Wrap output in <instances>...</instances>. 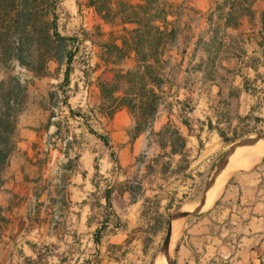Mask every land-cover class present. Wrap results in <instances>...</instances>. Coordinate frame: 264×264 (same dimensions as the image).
<instances>
[{"label":"crops","instance_id":"0c3cea01","mask_svg":"<svg viewBox=\"0 0 264 264\" xmlns=\"http://www.w3.org/2000/svg\"><path fill=\"white\" fill-rule=\"evenodd\" d=\"M155 1L163 4L165 13L168 8L174 12L168 15L169 21L174 24L165 25L161 18L159 25H154L161 30L174 28L178 32L173 43L160 46L159 62L150 60L147 63L155 67L165 66L159 75L164 80L163 92L155 88L163 96V103L151 120L152 131L157 132L174 121L180 135L185 138L184 150L175 151L169 144L156 154L160 161V179L156 177V181L161 182L162 193L167 192L162 203L166 204L168 211L171 207L175 208L174 201L177 202V197H180L184 205L178 212H194L203 199V196L199 197L200 181L217 163L219 148L241 130L238 120L228 118L230 107L225 99L236 97L235 118L241 116L248 119L257 114L256 101L264 97V0L253 2L251 15L242 17L236 27L226 26L223 15L217 11L219 5H226L224 13L229 11L230 5L226 0ZM136 27V24H123L127 37H123L122 44L116 43L123 57L113 64L116 68L113 75L108 70L109 64H101L104 67L97 78L99 83L113 82L115 73L137 70L139 59L133 48L135 35L129 33ZM214 42L223 47L241 46L239 51L230 50L227 58L218 56L216 59L233 75L231 88L236 90V96L229 95L226 87L208 77L204 48ZM8 74L0 60V82ZM37 83L35 80L36 86H28L26 107L18 117L17 145L3 173L0 189V215L13 220L18 227L31 223L37 202H47V199L50 202V198L60 197L58 191L61 189L68 204L78 202L81 206L83 189H87L91 177L86 175L83 164L90 173L89 158L93 153L92 148L86 145L83 148V135L89 136L93 143L101 140L96 134L88 133L83 125V116H69L68 112H72L73 107L66 101V107H61L59 114L49 116L35 101ZM120 86L118 96H123L125 84ZM95 89V105L100 107L103 101L101 91L99 86ZM173 97L179 104L176 108L170 101ZM75 99L80 107L85 105L81 93ZM261 112L264 114V107ZM45 115H48V122ZM100 119L110 132L112 141L108 139L109 146L121 147L122 153L129 155V166L132 165L136 155L149 144L151 131L135 136L131 132L135 127V118L126 107L120 108L112 118L107 119L101 114ZM45 120L48 124L46 129L42 125ZM200 146L203 148L200 149ZM135 170V167H128L127 172L121 175L108 172L106 177L110 176L113 184L120 180L130 183ZM184 184L188 186L183 187ZM224 184L211 205L205 203L199 213L178 220L180 223L174 231L170 264H264V156L254 165L235 171ZM156 194V191H148L146 195L154 199ZM127 195L130 198L129 192L125 193ZM186 207L193 208L187 210ZM53 208V211L57 210L54 205ZM131 210L135 211V208L129 206L128 211ZM71 222L73 228L68 233L59 234L56 230L50 236H39V242L53 243L59 246L56 252L61 257L71 252L81 261L83 218ZM53 225L59 224L56 221ZM150 225L153 226L154 222ZM118 236L111 237L112 242ZM151 237H154L152 230ZM27 238L23 242L28 243ZM130 248L137 253L133 264L150 263V250L146 255L142 240L133 241Z\"/></svg>","mask_w":264,"mask_h":264},{"label":"rangeland","instance_id":"374dc122","mask_svg":"<svg viewBox=\"0 0 264 264\" xmlns=\"http://www.w3.org/2000/svg\"><path fill=\"white\" fill-rule=\"evenodd\" d=\"M122 1L128 4L127 7L121 4ZM29 5L31 14V24L27 28L31 40L28 49L30 56L27 60L29 65H22L17 60L5 62L0 54L1 64L9 72L2 81L14 79L22 88L23 99L19 116L26 107L28 86L31 84L36 86V80L38 83L35 101L49 116L59 114L60 108L66 107L64 103L66 101L69 106L73 107L72 112H68L69 116H83V125L88 133L103 134L104 137L112 141L109 130L100 119L101 114L107 119L112 117L102 113L103 101L100 107L95 105V88L99 86L101 91V84H103L99 83L97 79L104 67L101 64H109L111 69L108 68V70L112 75L114 74L116 68L113 64L118 63L123 57L122 52L115 47L117 42L122 44L123 37H127L123 31V21L126 17H132L133 13H138L144 23L147 19L153 18L152 20L157 23L155 25H159V21L164 17L163 4L150 2V0H30ZM136 5L144 6L150 10L144 14V10L136 8ZM167 11L174 13L169 8ZM9 12V9L5 10V13ZM2 14L4 15V11ZM16 14L17 12L11 13L12 16H16ZM186 19L189 20V17ZM53 22L60 38L53 36ZM147 32V29L142 28V35L145 36ZM45 35L49 37L47 42L41 38ZM150 41L151 39L146 37L140 46H138L137 40L133 41V48L147 55L146 65L150 60L159 62L161 45L158 43L154 48ZM211 44L204 48L208 63V77L217 80L226 87L229 95L236 96V90L231 88L233 75L220 61L217 63L216 59L218 56L223 59L227 58L230 50L239 51L241 46L236 44L223 47L218 42ZM154 51H156L155 55H153ZM69 53L73 54V61L69 81L67 85H64ZM138 59H141V56H138ZM124 89L131 96L143 92L140 90V86L125 84ZM80 93L85 101L83 107H80L79 102L75 99ZM144 93L148 94L149 88ZM170 101L173 102L175 108L179 105L176 104L175 97ZM225 103L230 107V109L228 107V111H230L228 118L238 120L241 130L239 134H234V137H230V141L226 140L225 144L219 148L216 164L235 144L254 134H264V114L261 112L264 107V97L256 101L255 113L257 112V114L251 115L248 119H243L241 116L235 118L237 116L235 114L236 97L225 99ZM48 115L44 117L47 122L49 121ZM46 120L42 123L45 129L48 125ZM147 130L151 131L148 139L149 144L136 155L134 163L130 166L129 155L122 153L121 147L112 145L111 148L101 140L93 143L89 136L83 135V148L86 145L87 148H92L93 153L89 158L91 159L90 173L83 164L86 175L90 174L91 177L90 183L88 186L86 185L87 189H83L81 206L78 202L75 205L71 202L68 204L63 189H61L58 191L60 197H52L50 202L48 199L47 202H37L33 209L35 215L27 226L18 227L13 220L0 215V264H133L137 253L133 248H130V245L136 240H142L146 255L150 250L151 261L149 264H154L166 236L170 218L184 205L183 199L180 197H177V202L174 201L175 208L171 207L169 211L166 204L162 203L163 199H166L167 192L162 193L161 182L156 181V177L160 179V161L159 157L155 156L160 149L166 148L169 144L175 151L184 150L185 138L180 135L174 121L154 132L152 131V121L149 125L141 124L139 126L137 118H135V127L131 132L138 136ZM202 148L200 146V149ZM253 148L261 147H251L248 150L239 151L237 154ZM214 166L210 169L208 176L206 175L200 181V198L204 195ZM242 166L243 164L239 162L233 168L224 169L217 182L220 181L221 184L225 180L226 183L235 171L250 167ZM128 167L136 168L130 183L120 180L113 184L111 177H106L108 172L121 175L122 172H127ZM153 176L154 180H152ZM187 186L188 184L183 185V187ZM216 188L217 185L210 201L217 195H215ZM148 191L157 192L154 199L146 195ZM126 192H129L130 198L128 195L125 196ZM108 198L110 204L107 202ZM53 199H55L54 203ZM53 205L56 207V211H53ZM129 206L132 209L135 208V211H128ZM80 217L83 218V257L81 261L71 252L67 256L61 257L60 253L56 252L59 246L53 243L39 242V236H50L56 230L59 234L68 233L73 228L71 221ZM56 221L59 225H53ZM152 221L154 222L153 226L150 225ZM151 230L154 231V237H151ZM116 234L119 236L112 242L111 237ZM26 237H28L26 240L29 241L28 243L23 242ZM128 254L132 256H128ZM142 261L145 262V259Z\"/></svg>","mask_w":264,"mask_h":264},{"label":"trees","instance_id":"16d2710c","mask_svg":"<svg viewBox=\"0 0 264 264\" xmlns=\"http://www.w3.org/2000/svg\"><path fill=\"white\" fill-rule=\"evenodd\" d=\"M226 1L227 4L230 5L229 11L226 13L223 12L226 5H219L217 11L221 12V16L223 15L226 26L236 27L242 17L251 15V6L256 0ZM150 2L156 1L150 0ZM29 3L30 0H0V54L5 62L17 60L22 65H29L27 62L30 56L28 55V49L31 41L27 33V28L31 24ZM121 4H124L125 7L128 5L124 1H122ZM135 7L143 9L144 14L147 13V10H150L141 5H136ZM7 9L10 10L9 13H5ZM2 11H4V15ZM13 12H17L16 16L11 15ZM162 13L166 15L162 17V21L165 25L174 24L169 21L168 12L165 13L163 10ZM152 19L153 18L147 19L145 21L146 23H144V21L140 19L138 13H133V16L126 17L123 23L137 25V27L131 32L129 31V33L135 35L138 46L141 45V42L145 41L146 37L151 39L150 43L154 48L158 43L160 45L173 43L177 37L178 30L174 28L170 31L166 28L161 30L159 26L154 25L155 20ZM142 28L147 29V36H144V34L142 35ZM52 29L54 31L53 36L55 38H60L56 32V25L54 22L52 24ZM126 30L127 29H125V31ZM41 38H43L45 42L49 39L47 35ZM115 48L118 50L117 46ZM136 51L138 56H141L137 70L127 73L118 72L113 82L101 84L103 99L102 113H106L108 116L113 117L115 112L120 108L126 107L130 110L131 114L137 118L139 126L141 124L149 125L151 120L154 119L159 106L163 103V96L160 95L155 88L160 92L163 90L164 80L160 78L159 75L160 71H163L165 66L155 67L153 65H146L147 55L142 51H138V49ZM155 53L156 51H154L153 55H155ZM72 61L73 54L69 53L67 55V69L65 71L64 85H67L69 81ZM167 63L168 62H166V65ZM122 83L135 87L140 86V90L143 92H140L139 95L131 96L124 90L125 94L123 96H118V93L121 91L120 84ZM147 88H149L148 94L144 93ZM22 99V88L17 84L16 80L9 79L0 82V189L3 185V173L17 145V126L18 117L21 112ZM97 136L106 146H109V141L106 137L102 135ZM107 202L110 204L109 198ZM96 240L97 242L99 241L98 238Z\"/></svg>","mask_w":264,"mask_h":264},{"label":"water","instance_id":"95a60500","mask_svg":"<svg viewBox=\"0 0 264 264\" xmlns=\"http://www.w3.org/2000/svg\"><path fill=\"white\" fill-rule=\"evenodd\" d=\"M261 140L264 141V134H254V135L248 137L247 139H245L244 141L235 144L232 147V149L220 160V162L218 163V165L216 167L215 172L213 173L210 181L208 182V185H207L205 192H204V195H203V199L200 202L199 207L194 212L179 211L170 218V222H169V226H168L166 236L164 238V241H163L162 247L160 249L159 255H158L156 262L154 264H165V261H168L170 264V252H171V245H172L173 236H174L173 235V227H174L175 223L178 220L185 218L190 214H197L203 209V207L205 206V203H206V198H207L208 194L210 193V191L212 190V188L214 187L220 171L227 165L231 156L239 148L250 146L253 143H255L257 141H261Z\"/></svg>","mask_w":264,"mask_h":264},{"label":"bare ground","instance_id":"6f19581e","mask_svg":"<svg viewBox=\"0 0 264 264\" xmlns=\"http://www.w3.org/2000/svg\"><path fill=\"white\" fill-rule=\"evenodd\" d=\"M251 147H261V148H253V149H251V150H249V151H246V152H242V153H239V154H237L239 151H242V150H248V149H250ZM262 147H264V141L263 140H261V141H257V142H255V143H253L252 145H250V146H246V147H242V148H239L231 157H233L234 155V157L230 160L229 159V161H228V163H227V165L220 171V173H219V175H218V177H217V181H218V178H219V176H220V174H221V172L224 170V169H226V168H233V167H235L236 166V164L238 163L239 164V162L241 163V164H243V166L244 167H248V166H250V165H252L253 163H255L257 160H259V159H261L263 156H264V148H262ZM237 154V155H236ZM247 154V155H246ZM242 166V167H243ZM223 177V176H222ZM220 180V179H219ZM216 181V183H215V185H214V187L212 188V190L210 191V193L208 194V196H207V198H206V205L208 206V205H211L217 198H218V196H219V193H220V191L222 190V187L224 186V183H225V180H223L222 182H221V184H220V181L219 182H217ZM218 183V184H217ZM216 185H217V192L215 193V198H213L211 201L209 200L212 196H213V194H214V192H215V187H216ZM219 187H220V189H219ZM194 207H195V205H194ZM193 208V207H192ZM186 209L187 210H189V209H191L190 207H186ZM179 221H177L176 223H175V225H174V227H173V235H174V231H176L177 230V227H178V225H179ZM165 264H169V262L168 261H165Z\"/></svg>","mask_w":264,"mask_h":264}]
</instances>
